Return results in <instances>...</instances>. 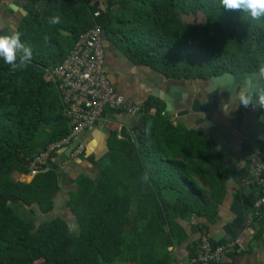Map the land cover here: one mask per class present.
<instances>
[{
    "label": "trees",
    "instance_id": "obj_1",
    "mask_svg": "<svg viewBox=\"0 0 264 264\" xmlns=\"http://www.w3.org/2000/svg\"><path fill=\"white\" fill-rule=\"evenodd\" d=\"M17 33L32 51L22 69L0 60V264H172L186 239L178 220L214 219L227 168L208 133L175 126L154 104L143 107L139 141H121L98 180L83 179L70 202L79 233L54 210V171L31 182L42 145L71 131L50 74L84 32L100 26L135 64L167 78L207 81L256 72L264 63V17L226 11L220 0H24ZM37 10L39 12H37ZM98 14V15H96ZM58 16L60 23L50 25ZM25 209L31 218L21 216Z\"/></svg>",
    "mask_w": 264,
    "mask_h": 264
},
{
    "label": "crops",
    "instance_id": "obj_2",
    "mask_svg": "<svg viewBox=\"0 0 264 264\" xmlns=\"http://www.w3.org/2000/svg\"><path fill=\"white\" fill-rule=\"evenodd\" d=\"M94 1L104 6L108 2ZM23 3L24 0H0L1 33L8 35L17 33L23 17L27 15ZM9 4H14L26 12L17 10L10 14L4 9V6ZM104 47L105 70L112 85L128 102L141 107L142 113L134 118L122 111H108L95 127L84 131L77 138L75 143H82L85 147L83 154L76 155L71 147L53 156L49 167L43 172L54 171L58 177L59 188L54 196L53 212L43 214L34 206L39 221L59 216L68 221L69 225L77 224L70 202L73 195L79 191L81 180H98L102 169L113 162V148L121 141H136L135 135L138 134L135 128L136 120L143 116V107L154 104L155 107L150 112L155 114L158 107L175 126L207 133V122L204 120L208 118L221 134L220 139L215 140L225 156L228 173L226 191L214 219L194 216L191 220H178L186 239L183 243L169 248L172 264H187L204 236L215 244L227 246L222 261L214 264H264V223L252 229L253 225L243 219L249 212L244 202L255 201L264 194L263 185L255 174L257 163L264 161V132H253L251 121V115L255 114V111L247 113L250 109L243 112L240 110L237 102L239 90L237 95L230 94L226 97L223 89L218 88V93H215L213 85L208 81L167 78L151 67L135 64L128 58L124 49L112 43L107 37ZM261 78H264V74H261ZM246 83L252 88L258 85L250 78L242 79L239 84ZM212 94L214 96L211 98ZM195 101L196 106L201 108L200 112L191 110ZM242 115L243 118H240ZM260 119H263V122L257 124V130L258 126L264 125V116L262 115ZM124 135L131 137L132 141L126 139ZM222 147L226 148L227 153ZM230 167L233 168L235 177L231 175ZM34 176H22L21 180L29 183ZM17 208L28 218L32 217L25 209ZM261 218L256 216L254 221Z\"/></svg>",
    "mask_w": 264,
    "mask_h": 264
},
{
    "label": "built area",
    "instance_id": "obj_3",
    "mask_svg": "<svg viewBox=\"0 0 264 264\" xmlns=\"http://www.w3.org/2000/svg\"><path fill=\"white\" fill-rule=\"evenodd\" d=\"M103 32L100 26H95L81 34L69 55L51 71L50 76L57 86L65 105V114L70 120L71 131L65 138L48 143L35 156L30 164L32 175L44 169L59 151L73 147L76 155L83 154L85 147L82 143H75L77 138L84 131L95 127L106 112L122 111L134 118L142 113L141 107L128 102L116 91L106 74ZM263 171L264 161H259L255 174L264 189ZM262 204L264 194L256 206L260 207ZM226 247L215 244L204 236L187 264L220 263Z\"/></svg>",
    "mask_w": 264,
    "mask_h": 264
},
{
    "label": "water",
    "instance_id": "obj_4",
    "mask_svg": "<svg viewBox=\"0 0 264 264\" xmlns=\"http://www.w3.org/2000/svg\"><path fill=\"white\" fill-rule=\"evenodd\" d=\"M4 9L6 11H8V13H10V14H13L14 11H17V10H20L22 13L26 12L14 4L5 5ZM0 35H8V34H6L4 32H2V33L0 32ZM103 37H104V43H105V37H106L105 32H103ZM261 69H264V64L262 65ZM261 69L255 73L254 72H245V73H237V74L224 73L220 76H213L209 80H207L209 84L213 85V89L215 90V93H218V88H220V89H223L226 97H229L230 94L231 95H234V94L237 95L238 90H239L240 91L239 93H241V91H245L248 93L249 96L252 97V105H250L249 108H247V109L240 106V110L243 112V111L250 109L247 111V113L252 111V110L255 111V114L251 115V121L253 122V132H255V133L264 132V125L263 124L261 127L258 126L259 130H257V127H256L258 123L263 122V119H260V117L262 115L264 116V110H260L258 107H255L257 94L264 92V78H261V74H262ZM245 78L254 79L256 81V83L258 84L257 87L256 88L255 87L252 88L251 86L249 87V85L247 83L242 84V85L239 84L240 81L242 79H245ZM212 96H214V94L211 95V98H212ZM213 102H214V100H213ZM196 105H197V102L195 101V104L191 107V110L194 112H200L201 108L197 107ZM256 109L258 111H256ZM240 118H243V115ZM142 121H143V116H140L136 120L137 124H136L135 128H136V132L138 133L135 135L136 141H139V134H140V130H141L140 125H141ZM204 121L207 122V124H206L207 129H208L207 133L210 134L214 139L219 140L221 137V134L218 132L216 127L210 123L208 118H205ZM203 131H205V130H203ZM124 137L126 139H128L129 141H132L131 137H128L127 135H124ZM45 147H46L45 144L42 145L40 148V151L44 150ZM222 150L225 153H227L226 148L222 147ZM37 154L38 153H36L35 156ZM229 170L231 172V175L233 177H235L233 168L230 167ZM59 180H61L60 174H59ZM262 197H263V194H261V197L259 199H261ZM259 199H255V201L251 200V201H245L244 202V204L247 206V209H249V212L247 214H245L243 219H244V221L245 220L248 221L251 226L253 225L251 227L252 229L256 226H261L262 223H264V204H262L260 207L256 206ZM235 206H237V203H235ZM256 216H261L262 218L259 221H254V218ZM251 228H248V230L252 231Z\"/></svg>",
    "mask_w": 264,
    "mask_h": 264
},
{
    "label": "clouds",
    "instance_id": "obj_5",
    "mask_svg": "<svg viewBox=\"0 0 264 264\" xmlns=\"http://www.w3.org/2000/svg\"><path fill=\"white\" fill-rule=\"evenodd\" d=\"M220 4L226 11L239 10L247 13L252 19L264 17V0H220ZM60 23V18H50L49 24ZM32 58L29 47L20 42V34L0 35V60L10 66V70L22 69ZM264 74V69H261ZM238 104L247 109L252 105V97L247 92L241 91L237 96ZM255 107L264 110V92L257 94Z\"/></svg>",
    "mask_w": 264,
    "mask_h": 264
},
{
    "label": "rangeland",
    "instance_id": "obj_6",
    "mask_svg": "<svg viewBox=\"0 0 264 264\" xmlns=\"http://www.w3.org/2000/svg\"><path fill=\"white\" fill-rule=\"evenodd\" d=\"M15 209H16V211H17V213H18L19 215H21V216H26V215L23 214L21 211H19L17 207H15ZM65 221H66V220H65ZM66 222L68 223V221H66ZM70 226H71L72 231H73L75 234L79 233L78 225H77V224H72V223H71Z\"/></svg>",
    "mask_w": 264,
    "mask_h": 264
}]
</instances>
